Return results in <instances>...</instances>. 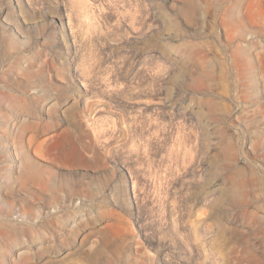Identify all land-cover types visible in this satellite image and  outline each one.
<instances>
[{
	"label": "rangeland",
	"instance_id": "1",
	"mask_svg": "<svg viewBox=\"0 0 264 264\" xmlns=\"http://www.w3.org/2000/svg\"><path fill=\"white\" fill-rule=\"evenodd\" d=\"M0 264H264V0H0Z\"/></svg>",
	"mask_w": 264,
	"mask_h": 264
},
{
	"label": "bare ground",
	"instance_id": "2",
	"mask_svg": "<svg viewBox=\"0 0 264 264\" xmlns=\"http://www.w3.org/2000/svg\"><path fill=\"white\" fill-rule=\"evenodd\" d=\"M68 24H69V29H70V35H71V37L73 38V43H75L76 41H75V39L74 38H76L75 37V33L73 32V20H72V18L70 17V15H68ZM62 29L63 30H66V23H63L62 24Z\"/></svg>",
	"mask_w": 264,
	"mask_h": 264
}]
</instances>
